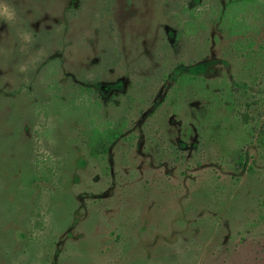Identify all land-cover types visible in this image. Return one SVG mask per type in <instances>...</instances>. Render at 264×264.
Here are the masks:
<instances>
[{"label":"rangeland","instance_id":"obj_1","mask_svg":"<svg viewBox=\"0 0 264 264\" xmlns=\"http://www.w3.org/2000/svg\"><path fill=\"white\" fill-rule=\"evenodd\" d=\"M4 2L0 264H264V0Z\"/></svg>","mask_w":264,"mask_h":264},{"label":"trees","instance_id":"obj_2","mask_svg":"<svg viewBox=\"0 0 264 264\" xmlns=\"http://www.w3.org/2000/svg\"><path fill=\"white\" fill-rule=\"evenodd\" d=\"M192 79L190 75L179 74L178 80L188 82ZM121 130L118 127H106L96 137L89 139V153L96 155L97 153H104L108 150L109 145L120 135ZM240 163V162H239Z\"/></svg>","mask_w":264,"mask_h":264},{"label":"clouds","instance_id":"obj_3","mask_svg":"<svg viewBox=\"0 0 264 264\" xmlns=\"http://www.w3.org/2000/svg\"><path fill=\"white\" fill-rule=\"evenodd\" d=\"M14 18V10L4 0H0V19L10 21Z\"/></svg>","mask_w":264,"mask_h":264}]
</instances>
